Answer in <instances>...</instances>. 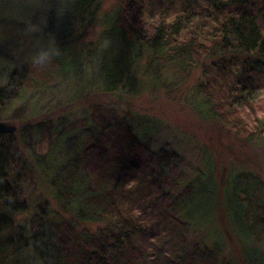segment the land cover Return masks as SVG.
I'll return each instance as SVG.
<instances>
[{
    "label": "trees",
    "instance_id": "16d2710c",
    "mask_svg": "<svg viewBox=\"0 0 264 264\" xmlns=\"http://www.w3.org/2000/svg\"><path fill=\"white\" fill-rule=\"evenodd\" d=\"M102 1L71 0V21L90 24ZM121 1L137 16L147 10L157 20L146 37L120 16L121 6L101 16L98 77L105 94L136 96L159 86L169 60L178 74L205 62L195 89L203 97L198 110L207 107L197 111L203 117L237 116V106L264 86V0ZM96 107L84 128L86 145L74 130H57L55 143L34 158L36 180L47 188L34 198L10 134L0 130V264H149L147 243L164 229L170 246L154 247L150 264H222L218 238L210 245L188 241L191 229L206 228L219 207L241 263L264 264V209L257 220L248 218L239 175L221 193L206 175L175 195L182 162L166 147L153 149L156 123L132 129L111 107ZM62 134L71 138L68 154L55 159ZM28 211L27 226L14 229L15 218Z\"/></svg>",
    "mask_w": 264,
    "mask_h": 264
},
{
    "label": "rangeland",
    "instance_id": "374dc122",
    "mask_svg": "<svg viewBox=\"0 0 264 264\" xmlns=\"http://www.w3.org/2000/svg\"><path fill=\"white\" fill-rule=\"evenodd\" d=\"M70 4L71 0H0V130L10 134L12 146L23 160L20 166L27 172L28 191L33 198L47 191L36 180L34 158L55 143L57 130H74L86 145L84 128L92 109L105 106L114 110L116 118L130 123L132 129L148 120L156 123L153 149L166 147L182 162L175 195L206 175H211L221 193L230 177L237 174L246 195L248 218L257 220L264 209V86L237 106V116L222 111L218 119L203 117L197 111L207 107L198 110L203 97L195 89L204 81L200 68L205 62H196L190 71L178 74L175 61L169 60L160 72L159 86L147 85L136 96L105 94L98 77L104 48L100 40L101 16L121 6L120 16L146 37L157 19L147 10L137 16L135 9H128L121 0H103L95 20L78 25L71 21ZM49 43L58 48L59 55L44 68L34 67L30 56ZM36 126L40 129L33 133ZM61 136V150L55 159L57 154H68L71 138ZM132 197L134 203L136 196ZM49 202L57 209L51 199ZM29 220L30 211L22 213L15 218L14 229L25 228ZM96 226L89 228L93 231ZM166 231L155 232L147 243L144 261L150 264L154 247L163 244V249L169 248ZM191 231L190 244L210 245L215 238L220 240L219 263L242 264L240 246L220 207L206 228Z\"/></svg>",
    "mask_w": 264,
    "mask_h": 264
},
{
    "label": "clouds",
    "instance_id": "9594fccd",
    "mask_svg": "<svg viewBox=\"0 0 264 264\" xmlns=\"http://www.w3.org/2000/svg\"><path fill=\"white\" fill-rule=\"evenodd\" d=\"M57 55H59L58 48L53 43H49L48 45L40 47L29 59L34 67L44 68L49 65Z\"/></svg>",
    "mask_w": 264,
    "mask_h": 264
}]
</instances>
